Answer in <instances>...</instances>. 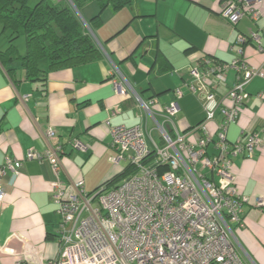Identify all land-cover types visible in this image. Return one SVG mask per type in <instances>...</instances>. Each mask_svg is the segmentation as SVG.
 Segmentation results:
<instances>
[{
	"label": "crops",
	"instance_id": "1",
	"mask_svg": "<svg viewBox=\"0 0 264 264\" xmlns=\"http://www.w3.org/2000/svg\"><path fill=\"white\" fill-rule=\"evenodd\" d=\"M226 1L133 0L120 10L106 8L96 23L92 19L97 6L85 7L83 12L91 8L84 15L101 59L47 72L41 61L37 80L25 76L18 60L9 67L10 74L0 66V187L5 193L0 201V264H41L58 252L60 215L50 196L55 174L46 160L28 158V153L44 155L50 144L60 146L58 177L64 184L81 180L87 193L107 184L113 188L121 181L109 183L126 165L110 162L115 154L110 126L152 129L154 121L163 122L162 109L179 90L173 124L184 134L204 120L205 96L213 94L215 102H221L238 76L231 68L224 82L214 76L211 86L194 80L201 88L194 94L188 87L191 72L238 60L263 76L246 84L247 98L226 132L229 142L244 141L248 135L261 141L251 156L232 160L235 187L248 198L243 227H234V233L247 263L264 264V207L256 206V199L264 198V35L262 52L250 41L252 33L264 29V0L258 4L257 21L244 16L235 25L220 15ZM239 35L247 42L238 43ZM17 52L22 56L25 45ZM152 99L156 102L151 104ZM220 120L216 112L213 122ZM208 126L215 129L213 123ZM49 127L56 131L50 143L45 137ZM73 139L86 150L74 149ZM7 161L16 174L4 168Z\"/></svg>",
	"mask_w": 264,
	"mask_h": 264
},
{
	"label": "built area",
	"instance_id": "2",
	"mask_svg": "<svg viewBox=\"0 0 264 264\" xmlns=\"http://www.w3.org/2000/svg\"><path fill=\"white\" fill-rule=\"evenodd\" d=\"M259 3L228 0L220 15L232 25L244 16L257 21ZM262 35L264 29L250 35L260 52ZM246 42L247 37L239 35L238 43ZM231 68L238 74L234 85L219 103L213 94L205 96L204 120L184 134L173 124L179 110V90L163 107V122L154 121L152 129L146 125L110 126L115 151L110 162L134 168L113 188L102 185L87 193L81 180L64 184L58 177L60 146L50 144L44 155L28 153V158L50 164L55 174L50 196L60 215L57 255L41 264H248L234 233V227H243V205L248 198L235 187L232 160L251 156L261 141L248 135L244 141L229 142L226 132L237 121L247 98L246 84L263 72L240 60L205 65L191 72L188 87L199 94L201 88L194 85V80L211 86L210 76H214L224 82V73ZM137 100L149 113L147 105ZM155 102L151 100V104ZM216 112L221 117L219 123L213 122ZM210 123L214 130L209 128ZM45 137L50 143L56 138L55 129L49 127ZM71 146L86 150L77 139ZM4 168L17 173L11 161ZM4 195L0 187V201ZM256 206L264 207V198L256 199Z\"/></svg>",
	"mask_w": 264,
	"mask_h": 264
},
{
	"label": "trees",
	"instance_id": "3",
	"mask_svg": "<svg viewBox=\"0 0 264 264\" xmlns=\"http://www.w3.org/2000/svg\"><path fill=\"white\" fill-rule=\"evenodd\" d=\"M132 2L133 0H0V34H5L7 38V47L0 50V66L10 74L12 70L9 67L18 60L25 76L37 80L40 79L41 61L46 63V72L98 61L102 53L79 21L76 12L95 3L97 13L92 21L96 23L100 21V14L106 8L116 11L130 6ZM21 37L25 40V53L22 56L14 45L15 40ZM133 171L132 166H126L109 184L120 182Z\"/></svg>",
	"mask_w": 264,
	"mask_h": 264
},
{
	"label": "rangeland",
	"instance_id": "4",
	"mask_svg": "<svg viewBox=\"0 0 264 264\" xmlns=\"http://www.w3.org/2000/svg\"><path fill=\"white\" fill-rule=\"evenodd\" d=\"M89 5H87L85 7H96V5L94 3L93 4L91 3ZM84 8H81L79 11H77V12L75 11V12L77 14L79 21L83 25V27L90 33V31H89L90 27H89V24H88L87 19H86L87 18L86 14H87V11H89V9H91V8H86V11L83 12ZM0 32H1V27H0ZM24 43H25V40H24V38L21 37V38H18L17 40H15L14 45L18 49L21 47L23 48ZM6 47H7V38H6L5 34L4 35L0 34V50H4Z\"/></svg>",
	"mask_w": 264,
	"mask_h": 264
},
{
	"label": "water",
	"instance_id": "5",
	"mask_svg": "<svg viewBox=\"0 0 264 264\" xmlns=\"http://www.w3.org/2000/svg\"><path fill=\"white\" fill-rule=\"evenodd\" d=\"M73 9L75 10V8L73 7ZM166 130H168L167 128H166Z\"/></svg>",
	"mask_w": 264,
	"mask_h": 264
}]
</instances>
